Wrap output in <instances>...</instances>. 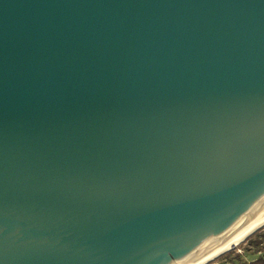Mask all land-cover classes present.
<instances>
[{"label":"water","instance_id":"water-1","mask_svg":"<svg viewBox=\"0 0 264 264\" xmlns=\"http://www.w3.org/2000/svg\"><path fill=\"white\" fill-rule=\"evenodd\" d=\"M258 203L264 0H0V264H185Z\"/></svg>","mask_w":264,"mask_h":264},{"label":"rangeland","instance_id":"rangeland-1","mask_svg":"<svg viewBox=\"0 0 264 264\" xmlns=\"http://www.w3.org/2000/svg\"><path fill=\"white\" fill-rule=\"evenodd\" d=\"M261 228V229H260ZM255 230L242 242L233 248L221 253L212 261L206 264H230L236 260V255H240L244 259H251L257 254L264 253V225ZM260 247V248H259Z\"/></svg>","mask_w":264,"mask_h":264},{"label":"bare ground","instance_id":"bare-ground-1","mask_svg":"<svg viewBox=\"0 0 264 264\" xmlns=\"http://www.w3.org/2000/svg\"><path fill=\"white\" fill-rule=\"evenodd\" d=\"M258 205L260 206L259 208L264 213V209L261 207V205L259 203H258ZM244 221H245V223L249 227L247 230H245L244 232H242L238 236L234 237L233 239L227 241L226 243H224L223 245L219 246L218 248H216V246L213 244L212 246L214 247L215 250H213L209 254H207V255H205V256L197 259V260H194V261H191V262L185 263V264H206V263L212 261L217 256H219L221 253H223V252H225V251L233 248L234 246L238 245L246 237H248L251 233H253L255 230H257L258 228H260V227H262L264 225V217L260 218L258 221H256L255 223H253L251 226L247 222L246 219ZM175 262H176V264H179L177 262V260H175Z\"/></svg>","mask_w":264,"mask_h":264},{"label":"trees","instance_id":"trees-1","mask_svg":"<svg viewBox=\"0 0 264 264\" xmlns=\"http://www.w3.org/2000/svg\"><path fill=\"white\" fill-rule=\"evenodd\" d=\"M230 264H264V253L257 254L249 260L242 258L238 254L236 255V260H234Z\"/></svg>","mask_w":264,"mask_h":264}]
</instances>
